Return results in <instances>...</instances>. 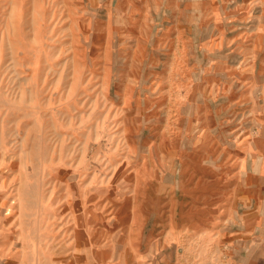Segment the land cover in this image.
Listing matches in <instances>:
<instances>
[{"label":"rangeland","instance_id":"rangeland-1","mask_svg":"<svg viewBox=\"0 0 264 264\" xmlns=\"http://www.w3.org/2000/svg\"><path fill=\"white\" fill-rule=\"evenodd\" d=\"M262 152L264 0H0V264H264Z\"/></svg>","mask_w":264,"mask_h":264},{"label":"crops","instance_id":"crops-1","mask_svg":"<svg viewBox=\"0 0 264 264\" xmlns=\"http://www.w3.org/2000/svg\"><path fill=\"white\" fill-rule=\"evenodd\" d=\"M261 41V40H260ZM259 42V39L257 37V40L255 42V49L256 52H254L256 55H263L261 49H262V43L257 44ZM262 163L260 167L258 168V171H254V174H258L260 178L264 177V152H262ZM235 188V202H241L244 201L248 204H253L254 206L251 208L250 211L252 214L258 216L259 213L263 211V204H264V180H259L258 182H255L254 184L247 185L242 180H239V182L234 185ZM237 195V196H236Z\"/></svg>","mask_w":264,"mask_h":264}]
</instances>
